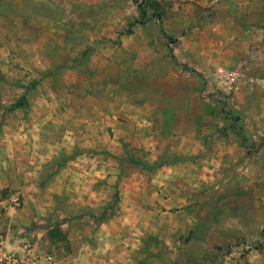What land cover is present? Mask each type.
I'll return each instance as SVG.
<instances>
[{
	"label": "rangeland",
	"instance_id": "1",
	"mask_svg": "<svg viewBox=\"0 0 264 264\" xmlns=\"http://www.w3.org/2000/svg\"><path fill=\"white\" fill-rule=\"evenodd\" d=\"M42 109L55 112L40 145L67 144L76 153L89 143L94 154L101 151L103 113L110 125L129 123L130 173L144 168L137 163L141 138L169 147L195 134L207 146L209 178L199 210L190 214L197 226L188 234L164 229L168 243L126 245L125 255L138 256V264H264L258 229H246L248 221L264 225V0H0V177L12 180L2 191L3 210L22 206L15 191L25 164L11 170L12 150L29 133L36 143L31 125ZM116 165L109 157L110 177ZM54 168L39 173L42 187ZM93 186L106 201L86 214L95 226L116 216L119 200L115 179ZM176 220L186 221L171 210L162 223ZM52 244L56 255L67 253Z\"/></svg>",
	"mask_w": 264,
	"mask_h": 264
},
{
	"label": "crops",
	"instance_id": "2",
	"mask_svg": "<svg viewBox=\"0 0 264 264\" xmlns=\"http://www.w3.org/2000/svg\"><path fill=\"white\" fill-rule=\"evenodd\" d=\"M54 112L55 110L51 114L49 109L38 110V118L33 120L31 127L38 128V145L44 137L41 129L48 126L51 120L48 116ZM107 116L104 113L101 116L100 123L104 128L102 130L106 132V139L101 141V151L96 154L90 150L95 148L92 143L85 145L89 150L76 153L77 147L65 144L63 148L62 145L44 142L39 146V154L35 158L30 154L31 148L36 146L31 140L34 136L30 133L27 144L25 142L20 149L14 146L11 170L14 171V165L21 161L25 164L21 170L25 174L20 173V181L17 182L15 191L16 195H20L22 206H10L6 210L1 207L0 216L5 217L9 229L5 235L7 245L23 264H138V256L136 258V255H125L126 245L143 244L146 241L152 244L161 240L168 243L162 238V230L175 232V228L177 230L184 227V233L188 234L197 226L191 216L194 211L199 210L204 196L202 190L209 178L204 173V153L207 146L202 138L193 134L184 145L169 147L145 144L141 138L138 145L141 159L137 163L144 168L130 173L127 172L128 168L126 170L127 163L124 158L130 124L125 126L121 120L115 119L110 125ZM108 126H112V139L109 137ZM17 150L21 153L20 161ZM61 154L66 156L60 157ZM109 157L117 163L113 177L109 176ZM175 157L177 160H174ZM54 165L53 176L42 187L39 173L44 174ZM146 166L148 170L145 169ZM37 170L38 174L27 177L26 173ZM210 178L213 180V173ZM110 179L116 180V190L113 193L119 200L116 216L93 226L86 214L103 209L106 203L98 197V189L93 186V181H105L107 184ZM11 181L7 175L0 177V199L2 191L9 187ZM41 196L45 197L43 203ZM0 202L4 204L7 201L1 199ZM171 210L182 214L186 221L182 224H178L177 220L162 223V219ZM142 212L145 214L142 215ZM76 215L82 218L77 219ZM126 217L133 218L134 222L130 221L126 225ZM66 218L69 219L64 220ZM141 222L146 225H141ZM246 223L247 230L252 227L258 229L259 235L256 238L264 243V225L252 221ZM158 230L160 233L156 234ZM180 234L178 233V237ZM97 238L100 246L94 248L92 243H98ZM247 238L253 240L254 237L247 235ZM49 242L57 247L56 250L65 247L67 253L56 255L52 246L47 245ZM225 264H233V260L230 259Z\"/></svg>",
	"mask_w": 264,
	"mask_h": 264
},
{
	"label": "built area",
	"instance_id": "3",
	"mask_svg": "<svg viewBox=\"0 0 264 264\" xmlns=\"http://www.w3.org/2000/svg\"><path fill=\"white\" fill-rule=\"evenodd\" d=\"M17 199H13L16 203ZM5 203L3 204L0 202V209L4 207ZM0 264H23V261L19 259L12 250L9 249L6 237L0 232Z\"/></svg>",
	"mask_w": 264,
	"mask_h": 264
},
{
	"label": "trees",
	"instance_id": "4",
	"mask_svg": "<svg viewBox=\"0 0 264 264\" xmlns=\"http://www.w3.org/2000/svg\"><path fill=\"white\" fill-rule=\"evenodd\" d=\"M16 106V105H15Z\"/></svg>",
	"mask_w": 264,
	"mask_h": 264
}]
</instances>
